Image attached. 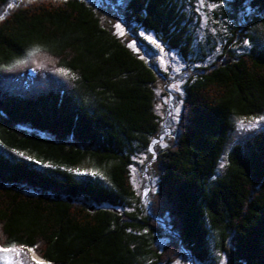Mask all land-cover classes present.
Segmentation results:
<instances>
[{
  "label": "trees",
  "instance_id": "16d2710c",
  "mask_svg": "<svg viewBox=\"0 0 264 264\" xmlns=\"http://www.w3.org/2000/svg\"><path fill=\"white\" fill-rule=\"evenodd\" d=\"M122 1L117 12L134 32H152L186 57L192 39L180 0H109ZM9 2L0 0V13ZM248 2L264 13V0ZM2 17L0 248L29 250L47 264H174L181 247L203 263L213 239L224 264H264V130L233 145L217 174L232 119L264 114V49L230 51L250 23L188 77L146 211L128 166L159 137L153 86L165 75L83 0H30ZM58 69L76 77L89 103L33 75ZM84 164L95 172L76 174ZM160 221L175 241L158 250Z\"/></svg>",
  "mask_w": 264,
  "mask_h": 264
},
{
  "label": "rangeland",
  "instance_id": "374dc122",
  "mask_svg": "<svg viewBox=\"0 0 264 264\" xmlns=\"http://www.w3.org/2000/svg\"><path fill=\"white\" fill-rule=\"evenodd\" d=\"M30 0H10L2 9L0 17L8 10L22 5ZM91 5L97 12L101 22L112 30L135 53L150 60L157 69L165 75L159 74L153 86L156 102L155 111L162 122L158 139L154 140L147 150L137 148L131 163L128 166L130 183L136 194L141 196L146 211L150 210L148 197L154 192L160 172L157 163V153L172 145L176 136L181 109L184 101L185 86L188 77L197 73L196 69L208 67L222 54L224 46L232 37L234 31L250 23L247 29L242 30L241 35L232 43L230 51L234 55L248 52L252 48L264 49V23L253 25L255 18H262L264 13H259L248 2L241 0L240 8L234 11V0H180L182 9L186 15V26L192 39L190 50L183 57L177 49L164 45L152 32L135 28L132 24H126L117 12V7L123 6V2L113 5L109 0H83ZM136 37L141 38L147 46L140 44ZM67 73V74H66ZM36 78H50L55 84L64 90L74 94L79 100L89 103L91 100L82 92L76 77L70 72L58 69L51 72H33ZM264 130V114L255 117H234L232 129L228 135L217 174L223 173L226 165L228 150L247 137L248 135ZM8 155L28 157L25 153H11ZM76 174H92L89 165L84 164L74 170ZM164 232L157 237L155 247L159 250L168 247L175 241V235L170 233L164 222L160 221ZM210 256L207 261L201 263L193 261L190 256L183 255L180 247L173 259L174 264H224L226 259L215 247V240H210ZM29 250L20 247L7 249L0 248V264H47L33 255Z\"/></svg>",
  "mask_w": 264,
  "mask_h": 264
},
{
  "label": "snow or ice",
  "instance_id": "6c2138e0",
  "mask_svg": "<svg viewBox=\"0 0 264 264\" xmlns=\"http://www.w3.org/2000/svg\"><path fill=\"white\" fill-rule=\"evenodd\" d=\"M2 18H3V17H0V19H2ZM66 74H67V73H66ZM38 264H42V262H39V261H38Z\"/></svg>",
  "mask_w": 264,
  "mask_h": 264
}]
</instances>
